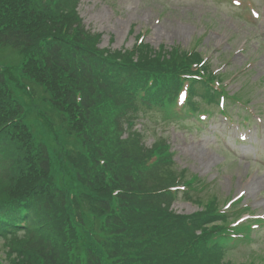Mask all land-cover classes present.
Returning a JSON list of instances; mask_svg holds the SVG:
<instances>
[{
  "label": "rangeland",
  "instance_id": "374dc122",
  "mask_svg": "<svg viewBox=\"0 0 264 264\" xmlns=\"http://www.w3.org/2000/svg\"><path fill=\"white\" fill-rule=\"evenodd\" d=\"M253 2L262 11L255 23L245 16V4L235 6L232 0H81L79 11L89 27L104 32L105 46L112 37L114 48L132 46L136 36L146 32L145 41L155 48L164 44L188 49L200 37L198 48L214 68L227 63L224 70L236 71L225 81L227 90L232 94L244 85L261 111L262 123L251 126L249 142L235 141L237 127L218 114L214 105L208 120L196 121L194 127L182 120L163 130L150 128L146 143L151 145L156 136L167 137L181 168L205 177L220 203L244 191L242 203L249 201L256 213H264V0ZM239 109L247 113L245 108ZM243 127L247 132V126ZM174 206L180 212L196 209V204L182 199ZM250 246L233 250L236 264L248 256L256 260L264 256V226ZM0 255L4 256L1 250Z\"/></svg>",
  "mask_w": 264,
  "mask_h": 264
},
{
  "label": "trees",
  "instance_id": "16d2710c",
  "mask_svg": "<svg viewBox=\"0 0 264 264\" xmlns=\"http://www.w3.org/2000/svg\"><path fill=\"white\" fill-rule=\"evenodd\" d=\"M76 1L77 0H0V23L9 22L13 26L12 30L18 33L16 35L22 36L31 44H37L39 38L47 33H62L66 38L69 52L74 56L79 44L92 41L93 39L82 28L74 27V22L78 20L74 10ZM6 4L8 6H6ZM15 17L27 18L26 25L22 26L21 29H17V31L18 21L13 19ZM43 63L47 64V62ZM53 67L59 72L64 70V67L60 64L54 63ZM1 112L2 110L0 109V113ZM15 115V118L20 116L18 111L15 112ZM11 118L7 120L0 118V154H4L11 150H20L22 152L31 151V146H28V143L26 144V140L28 139L29 141L31 133H29L26 126L21 125L22 121H24L22 116L19 118L22 120L19 123L8 125ZM72 122L73 121H71V123ZM69 133L77 137L82 145L84 143L87 145V152H89L93 158L97 159L98 156L104 152L103 146L106 140L96 135H91L90 138H88V136L81 135L79 130L74 128H70ZM88 139H90V141L85 142ZM32 161L37 165L39 160H35L34 158ZM92 162H88L85 165H89ZM6 175L7 172L3 173V176L6 177ZM29 181L30 179L26 178L21 181V184H27ZM2 195L9 196V198L13 200H18L19 207H25L18 208L20 213L29 211L27 207L31 206L25 203V200H28L26 192H18V188H14L3 182L0 178V196ZM94 195L98 196L97 194H92L87 198L88 209L98 204V200ZM136 205L137 201L132 207ZM129 208H131V205L126 203L122 204L121 213H126ZM88 209L79 206V214H86ZM106 212L108 214L116 213V210H106ZM74 219V208L72 207V203L70 201L59 203V209L48 212L45 220L41 222L45 223V228H42L40 231H35L36 239H32L27 243L28 245L24 249L20 245L21 242H13L15 245L11 250L16 251L20 257L17 261L13 259L11 264H55L60 261L63 262V264H71L72 258L69 257L63 260L61 255L65 251H77L79 249L87 253L89 257L88 264L99 263L95 251L89 247L86 249L85 246L79 244L74 238L66 239L78 226ZM137 223V218H130L126 224L125 230H131ZM178 244L179 243L176 242L167 246L166 251H175ZM12 251H10V254H12Z\"/></svg>",
  "mask_w": 264,
  "mask_h": 264
}]
</instances>
